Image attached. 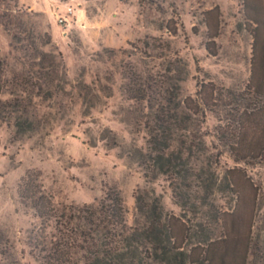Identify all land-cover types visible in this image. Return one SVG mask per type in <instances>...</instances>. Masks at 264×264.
<instances>
[{
  "label": "rangeland",
  "instance_id": "rangeland-1",
  "mask_svg": "<svg viewBox=\"0 0 264 264\" xmlns=\"http://www.w3.org/2000/svg\"><path fill=\"white\" fill-rule=\"evenodd\" d=\"M11 5L22 13L27 30L17 31V38L16 31L9 34L0 3V61H6L8 75L11 67L29 68L21 44L32 41L56 55L65 74L55 97L37 95L36 89L40 122L35 132L15 136L14 128H0V264H42L43 240L56 239L64 229L41 220L21 196L28 175L68 212L117 189L129 225L136 219V197L146 192L151 197L155 192L168 213L183 215L166 176H147L149 134L140 123L149 119L150 103L132 100L126 89L130 77L150 78L163 93L168 90L153 100L157 106L195 97L202 80L244 89L254 43L244 0H18ZM68 6L75 14L65 29L56 13ZM14 90L22 91L7 84L0 96L9 98ZM197 122L214 159L219 157L215 168L222 178L236 163L217 139L221 122L208 110ZM242 165L262 193L254 236L264 253V164ZM219 189L224 206L228 193ZM188 217L194 216L188 212Z\"/></svg>",
  "mask_w": 264,
  "mask_h": 264
},
{
  "label": "trees",
  "instance_id": "trees-1",
  "mask_svg": "<svg viewBox=\"0 0 264 264\" xmlns=\"http://www.w3.org/2000/svg\"><path fill=\"white\" fill-rule=\"evenodd\" d=\"M17 2L0 0L5 6L1 18L9 34L16 31L15 38L17 31L27 30L22 13L11 5ZM244 4L254 37L251 74L244 89L202 80L195 97H185L174 106L153 103L168 90L163 93V87L156 88L150 78L130 77L132 85L126 89L132 100L150 103L149 119L141 118L140 123L149 134L147 176H166L183 215L168 213L155 192L153 197L146 192L136 197L137 215L129 225L117 189L68 212L57 207L28 175L23 178L21 196L41 220L64 228L56 239L43 240L42 264H258L256 260L264 264L262 247L254 236L262 193L242 165L264 164V0H244ZM217 35L218 28L213 37ZM51 41L48 35L46 43ZM207 49L216 54L208 44ZM21 50L29 66L23 72L11 67L8 75L6 61H0V94L7 84L22 90H14L6 99L0 96V128H14L15 136L39 128L33 102L36 89L37 95L55 97L65 74L63 62L35 41L21 44ZM207 110L221 122L217 139L236 163L222 178L215 168L219 157L214 159L198 127L199 116ZM219 186L228 193L224 206L216 195ZM188 212L194 217L189 218Z\"/></svg>",
  "mask_w": 264,
  "mask_h": 264
},
{
  "label": "built area",
  "instance_id": "built-area-1",
  "mask_svg": "<svg viewBox=\"0 0 264 264\" xmlns=\"http://www.w3.org/2000/svg\"><path fill=\"white\" fill-rule=\"evenodd\" d=\"M75 14V9L72 6H68L67 9L64 12H57V18L59 20V23L65 28L68 29L72 25V17Z\"/></svg>",
  "mask_w": 264,
  "mask_h": 264
}]
</instances>
